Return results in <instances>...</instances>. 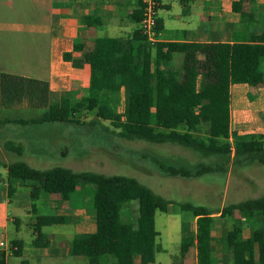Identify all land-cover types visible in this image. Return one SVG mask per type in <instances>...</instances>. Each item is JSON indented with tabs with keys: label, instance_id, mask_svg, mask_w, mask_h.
Segmentation results:
<instances>
[{
	"label": "trees",
	"instance_id": "1",
	"mask_svg": "<svg viewBox=\"0 0 264 264\" xmlns=\"http://www.w3.org/2000/svg\"><path fill=\"white\" fill-rule=\"evenodd\" d=\"M132 19L138 23L140 11H135ZM85 21L91 24L89 18ZM74 50L81 51L82 46L74 45ZM173 53L183 54L181 68L158 69L161 62L171 60ZM263 59L264 34L251 37L250 42L231 45L158 42L151 45L139 30L126 39L98 38L93 49L84 54L90 80L79 100L74 101L70 92L62 95L59 104L48 105L45 84L0 74V98L4 104L26 102L32 109L44 110L36 119H4L0 125L61 123L95 128L99 121H106L122 139L174 144L215 160L212 164L200 163L188 168L169 166L152 158L156 171L163 176L196 179L206 174H221L225 179L229 164L264 166V135L231 132L229 112L230 86L260 82L258 66ZM119 90L126 98L122 113L110 107L111 94ZM88 116L92 119L85 121L83 118ZM204 125L208 126V133L200 137L197 134ZM4 146L16 154L22 150L12 142ZM6 169L8 182L34 183L30 186L33 199L55 196L69 202L75 194L90 195L95 231L76 235L68 244L69 255L83 256L88 264H103L106 256H113L116 264H135V259L137 264H153L159 236L155 214L166 213L169 205H176L181 212L195 218L194 236L181 240L182 257L193 248L196 264H212L213 215L225 219L239 213L246 226L257 220L256 227H250L249 236L244 239L243 227L234 225L232 231H224L220 241L231 251L233 264H264V196L210 209L166 200L127 176L75 172L61 166L39 170L24 162L9 163ZM8 188L11 194V186ZM133 200L138 202L135 229L121 216L122 208ZM63 223L62 216L40 217L33 226V244H44L42 227ZM12 245L17 247L12 254L19 256V244L12 242Z\"/></svg>",
	"mask_w": 264,
	"mask_h": 264
},
{
	"label": "crops",
	"instance_id": "2",
	"mask_svg": "<svg viewBox=\"0 0 264 264\" xmlns=\"http://www.w3.org/2000/svg\"><path fill=\"white\" fill-rule=\"evenodd\" d=\"M236 3L237 9H234ZM139 7V0H0V74L45 84L48 105L59 104L62 95L70 92L74 101L79 100L86 92L90 80V68L84 61V54L93 49L98 38L130 37L138 30V23L134 22L132 17L135 11H139ZM87 18L90 19V25L86 24ZM157 19L158 43H247L251 41V37L264 34V0H160ZM74 45L82 46V50H74ZM183 58L182 53H173L171 60L167 63L161 62L158 69L179 70ZM261 63L258 66L260 82L255 85H231L229 89L230 131L239 135H264V80L260 72ZM121 92L122 90H119L118 93L111 94V104L121 101ZM23 108L44 112L43 109L30 108L26 102L7 106L0 98V111ZM36 118H8L0 113V120ZM20 127L33 126L16 123L0 125V167L6 175V166L12 162H24L39 170L50 169L49 164L46 165L45 160L40 161L38 157L45 155L47 149L56 148L54 141H58L60 136L50 133L47 144L30 143L27 137L18 131ZM7 142L21 147L20 154L6 150L4 145ZM12 154L22 159L11 161L9 156ZM33 184L8 182V178L7 182L3 183L5 202L11 203L14 200L16 208L31 218L29 226L32 229L40 217L48 216L38 213L28 200L39 201L41 206L52 209L54 214L49 216L64 217L63 224H73L75 236L95 231L94 222L86 223L87 212L76 198L74 199L75 196L69 202H63L55 196L33 199L30 196V186ZM9 185L12 188L11 194ZM24 186L28 187L29 192L18 194L17 189ZM136 202L130 201L121 211L122 218L126 216V223L134 229L138 219ZM62 206L64 211L60 215L58 211ZM129 207H135L134 219L130 216ZM213 218L210 239L212 264H233L231 251L220 241L222 234L224 231H232L234 225H238L243 227L245 239L249 236L250 227H256L257 220L246 226L239 213L225 219H221L219 214H214ZM192 221L194 230L190 234L186 233V238L194 236L195 218ZM9 222L19 226L20 219H5L3 225L0 224V229H6ZM41 233L44 235L43 245L35 246L34 239L29 245L21 240H13L12 242L19 244L20 255L14 256L0 250V261L3 264H88L85 257L71 256L68 253V244L75 236L70 241L63 238L57 241L53 238L55 234L47 235L42 230ZM32 234L35 238L34 231ZM13 258L18 261L13 262ZM155 260L156 247L154 262ZM137 262L135 259L134 263ZM102 263L116 264V260L113 256H106ZM181 264H196L195 249L191 248L184 257L181 256Z\"/></svg>",
	"mask_w": 264,
	"mask_h": 264
},
{
	"label": "rangeland",
	"instance_id": "3",
	"mask_svg": "<svg viewBox=\"0 0 264 264\" xmlns=\"http://www.w3.org/2000/svg\"><path fill=\"white\" fill-rule=\"evenodd\" d=\"M10 64V63H9ZM264 80V59L260 65ZM120 94L119 103L110 105L116 113H122L126 104L124 92ZM0 113L8 118H36L42 115L40 110H3ZM90 121L91 117H84ZM19 127V126H18ZM255 129V128H254ZM30 143L49 142L50 133L60 136L54 141L55 147L46 150V154L38 157L45 160L48 168L61 166L75 172L89 171L106 176L119 175L135 178L141 184L150 188L154 193L166 200L191 203L196 206H206L219 209L224 205L259 198L264 195V166L251 164L239 167L229 164L225 179L221 174H206L196 179L166 177L156 171L152 158L173 167L192 168L200 163L212 164L213 158H202L191 150L174 144H152L144 141H128L117 135L109 122L99 121L95 128L67 126L65 124H44L32 128H19ZM208 126L204 125L197 134L207 136ZM258 133V132H257ZM260 134V133H259ZM16 155H10L9 160H20ZM7 182L6 172L0 167V224L5 219L17 217L19 226L9 222L6 229H0V241L8 245L13 240H21L29 245L34 239L33 229L29 226L31 218L22 210H18L15 201L6 203L3 198ZM28 187H19L17 193L24 195ZM75 194L74 199L87 212L86 223H93V212L90 208L89 194ZM54 197V196H50ZM14 199V198H13ZM25 200V199H24ZM29 201L43 216L53 215L50 208L41 206L39 201ZM27 201V202H28ZM75 203V202H74ZM137 203V202H136ZM63 206L58 214H62ZM131 218H135V207H129ZM126 222L127 217L122 218ZM191 214L181 212L176 205H169L166 213L156 212L155 228L159 233L156 238V260L153 264H181L180 244L186 233L194 230ZM33 227V226H32ZM42 232L55 234V240L61 238L70 241L75 236L73 224L51 225L43 227ZM59 237V238H58ZM18 261L17 258L12 259Z\"/></svg>",
	"mask_w": 264,
	"mask_h": 264
},
{
	"label": "built area",
	"instance_id": "4",
	"mask_svg": "<svg viewBox=\"0 0 264 264\" xmlns=\"http://www.w3.org/2000/svg\"><path fill=\"white\" fill-rule=\"evenodd\" d=\"M159 5L160 0H140V20L138 22V30L151 45L158 42L157 12ZM0 250L12 254L17 250V247L12 244L6 245L4 242L0 241Z\"/></svg>",
	"mask_w": 264,
	"mask_h": 264
}]
</instances>
